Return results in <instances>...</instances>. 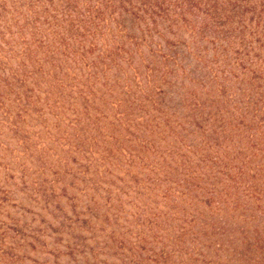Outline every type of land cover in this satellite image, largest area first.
<instances>
[{"label": "rangeland", "instance_id": "rangeland-1", "mask_svg": "<svg viewBox=\"0 0 264 264\" xmlns=\"http://www.w3.org/2000/svg\"><path fill=\"white\" fill-rule=\"evenodd\" d=\"M0 264H264V0H0Z\"/></svg>", "mask_w": 264, "mask_h": 264}]
</instances>
